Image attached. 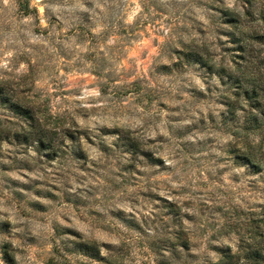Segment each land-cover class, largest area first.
Segmentation results:
<instances>
[{"label": "rangeland", "instance_id": "obj_1", "mask_svg": "<svg viewBox=\"0 0 264 264\" xmlns=\"http://www.w3.org/2000/svg\"><path fill=\"white\" fill-rule=\"evenodd\" d=\"M0 87V264H213L264 209V0H0Z\"/></svg>", "mask_w": 264, "mask_h": 264}, {"label": "trees", "instance_id": "obj_2", "mask_svg": "<svg viewBox=\"0 0 264 264\" xmlns=\"http://www.w3.org/2000/svg\"><path fill=\"white\" fill-rule=\"evenodd\" d=\"M191 55H196L195 61H200V63L202 61V64H206V60L198 53L193 52ZM206 65L208 66L209 64ZM257 89L239 88L236 94L237 96L243 95L246 100L251 101L252 109L249 111V129L252 131H257L264 126V104L260 100V94ZM0 97L3 98L4 103L10 100L2 87H0ZM17 109L19 116L27 117L30 121L27 126L22 127V134L17 136L18 140L21 139L24 144L35 143L39 150L56 153L62 146V139H72L68 130L50 128L46 118L36 117L31 108L19 105ZM238 157L244 160L255 172H262L264 170V146L260 148L254 146L245 156ZM239 241L240 244L236 253L224 252L222 258L213 264H241L244 255L245 259L251 262L264 259V209L259 215L258 220L244 225L243 235ZM89 249L95 255H98L99 251L97 248L91 246ZM99 260L104 264H114L106 258H99Z\"/></svg>", "mask_w": 264, "mask_h": 264}]
</instances>
